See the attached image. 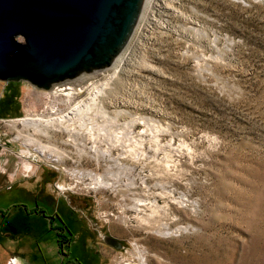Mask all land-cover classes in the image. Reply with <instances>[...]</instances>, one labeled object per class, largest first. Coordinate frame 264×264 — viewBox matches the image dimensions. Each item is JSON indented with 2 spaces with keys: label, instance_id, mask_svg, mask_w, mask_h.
Instances as JSON below:
<instances>
[{
  "label": "rangeland",
  "instance_id": "obj_1",
  "mask_svg": "<svg viewBox=\"0 0 264 264\" xmlns=\"http://www.w3.org/2000/svg\"><path fill=\"white\" fill-rule=\"evenodd\" d=\"M126 53L102 98L117 119L99 123L120 140L130 131L131 152L117 144L111 151L124 155L130 173L122 180H133L130 189L96 191L87 187L89 179L77 185L66 170L104 174L111 163L97 164L92 152L80 160L62 143L65 132L53 143L72 159H42L17 139L21 125L11 126L48 113L57 88L81 90L77 101L86 99L116 62L48 89L0 81V245L18 239L14 251L31 264H77L72 256L63 259L49 223L55 218L52 228H58L61 199L85 221L87 246L99 264H139L136 246L147 250V264H264V0H145ZM7 102L16 108L7 111ZM25 161L34 173L23 169ZM138 198L168 205L164 223L186 230L152 233L131 209ZM21 215L29 230L19 225ZM107 237L122 247L106 244ZM6 249L3 244L0 264H23L16 256L2 258Z\"/></svg>",
  "mask_w": 264,
  "mask_h": 264
},
{
  "label": "water",
  "instance_id": "obj_2",
  "mask_svg": "<svg viewBox=\"0 0 264 264\" xmlns=\"http://www.w3.org/2000/svg\"><path fill=\"white\" fill-rule=\"evenodd\" d=\"M144 2L0 0V81L48 89L111 67L129 44Z\"/></svg>",
  "mask_w": 264,
  "mask_h": 264
},
{
  "label": "bare ground",
  "instance_id": "obj_3",
  "mask_svg": "<svg viewBox=\"0 0 264 264\" xmlns=\"http://www.w3.org/2000/svg\"><path fill=\"white\" fill-rule=\"evenodd\" d=\"M122 53L115 59L116 66L113 74L109 75L104 82L91 87L86 99L77 101V96L81 90H76L73 87L57 88L50 95L52 98L48 113L35 117H25L11 122V126L16 128V130L21 125L17 139H21L26 147L34 148L41 158L53 161L54 163H62L66 159H72L71 152H67L53 143L55 141L53 137H55L57 132H65L68 134V140L62 143L71 145L80 160L83 155L91 157L92 152V158L97 164L101 161L110 162L111 164L106 166L104 174L76 168L66 170L72 178L76 179L77 185L84 182L85 179H89L91 182L87 187L96 191L101 189L121 191L124 186L126 189H130L134 185L132 183L133 180L131 181L129 178L126 183L122 180V178H127L128 173H130L128 168H125L122 163L121 159L124 158V155L122 154L115 158L112 157L111 153L112 148L116 144L121 147L123 152H131L130 146L125 141L127 139L131 140L129 138L130 131L125 133V140H120L119 137L116 138L118 132L112 133L110 131L111 128L105 129V123L102 122V125L99 123L104 120L106 123H112L117 119V116L111 117L105 110L102 98H104L105 92L111 87L112 81L118 76L125 63L127 53ZM65 90H69V92ZM61 105L63 106L62 109L60 108ZM117 115L119 114L117 113ZM127 125L124 126L125 130H128ZM43 137L46 138V143H44ZM102 147L108 149L103 150ZM1 167L2 165H0ZM114 169H116V173L112 171ZM174 202L181 204L180 201L175 200ZM122 206L126 207L125 205ZM167 207L168 205L165 207L159 206L155 199L148 201V199L138 198L133 200L131 209L135 211L137 221L144 226H150L152 233L163 237H170L179 234L186 230V228L178 227L173 231L168 223H164L168 222L166 220L168 217ZM173 221L172 219L169 222ZM136 250V258L139 264H147V250L141 249L138 246H136ZM154 256L157 257L156 255Z\"/></svg>",
  "mask_w": 264,
  "mask_h": 264
},
{
  "label": "trees",
  "instance_id": "obj_4",
  "mask_svg": "<svg viewBox=\"0 0 264 264\" xmlns=\"http://www.w3.org/2000/svg\"><path fill=\"white\" fill-rule=\"evenodd\" d=\"M44 212H41V215H43ZM27 216V215H26ZM26 219H28L27 217L25 218V216H21L19 217V220H21V222H19V225L22 224V226H25L26 229H30L29 225H27L26 223ZM51 221H54V219L51 218ZM50 226H51V231L57 233V245L59 248V252L61 254H64L65 252H69L70 254H66L67 257L72 256L75 259V262H77V264H80V261H83L84 264H95L97 262L96 257L92 256L91 254H85V239L87 237V235L83 234L82 229H79L75 227L74 229V222L71 223V221L69 222L68 220V226L66 225L65 222H62L60 220L58 228H56V230H54L52 228L54 222H49ZM61 224V225H60ZM65 231L68 233V235L70 237H77L78 235L80 236L78 241H75L72 243V241L70 240V238H68L65 235ZM62 232V233H59ZM72 252V253H71ZM69 255V256H68ZM70 258V257H69Z\"/></svg>",
  "mask_w": 264,
  "mask_h": 264
},
{
  "label": "flooded vegetation",
  "instance_id": "obj_5",
  "mask_svg": "<svg viewBox=\"0 0 264 264\" xmlns=\"http://www.w3.org/2000/svg\"><path fill=\"white\" fill-rule=\"evenodd\" d=\"M5 108L4 109H7V111L9 110H14L16 108V105L14 104V102H7V104L4 106ZM44 159V158H42ZM23 169H25L26 171L28 172H33L34 173V167L31 163L29 162H26L23 163ZM18 171V170H17ZM46 213L44 212L43 216L45 215ZM49 218V217H48ZM52 217H50V220H51ZM69 218V219H68ZM55 220V218H52ZM75 220L76 222L79 223L80 225V229H82V233L85 235H87L86 239H85V254H91L92 256L96 257L97 259V262L95 264H99L100 263V260H99V257H98V254L95 253V251H91L89 250L90 248L87 246V241H88V236L90 235V230L88 229L87 225L85 224V221L83 220V218L79 215H77V210H76V207L75 206H72V204L70 202H64L60 199L59 203H58V206H57V211H56V220H58L60 222V220L62 222H67L68 223V220ZM49 220V221H50ZM52 222V221H50ZM54 222V221H53ZM66 223V225L68 226V224ZM61 225V224H60ZM17 225H15L16 227ZM20 227V226H18ZM56 233V231L54 232ZM65 235L70 238V236L68 235V233L65 231ZM80 236L78 235L77 236V241L79 240ZM106 239H107V242H106ZM104 241L106 242V244L110 245V246H113L116 248V246L118 245V241H116L115 239L113 238H106ZM73 243V241H72ZM120 244V243H119ZM121 245V244H120ZM122 247V245H121ZM60 253V252H59ZM72 253V252H71ZM61 254V253H60ZM66 254H70L69 252H65L64 254H61L63 256V259H66L67 255ZM69 256V255H68ZM70 257V256H69ZM68 257V258H69ZM18 259V258H17ZM80 264H84L83 261H80L79 262ZM66 264V263H64Z\"/></svg>",
  "mask_w": 264,
  "mask_h": 264
},
{
  "label": "crops",
  "instance_id": "obj_6",
  "mask_svg": "<svg viewBox=\"0 0 264 264\" xmlns=\"http://www.w3.org/2000/svg\"><path fill=\"white\" fill-rule=\"evenodd\" d=\"M0 169L3 170V168L1 167ZM23 215V214H22ZM21 215V216H22ZM18 239L13 241V240H9V238L7 237V239L5 240V242H3V240L1 241L2 244L0 245V249H2L3 247V244L6 245L7 249L3 252L4 254H2V258H18L20 260H23L21 261V263L23 264H31L30 260L27 259L26 256H24L22 253L18 252V251H14V245H16L18 243ZM15 243V244H14ZM23 256V257H22Z\"/></svg>",
  "mask_w": 264,
  "mask_h": 264
},
{
  "label": "built area",
  "instance_id": "obj_7",
  "mask_svg": "<svg viewBox=\"0 0 264 264\" xmlns=\"http://www.w3.org/2000/svg\"><path fill=\"white\" fill-rule=\"evenodd\" d=\"M11 264H14L13 261H11Z\"/></svg>",
  "mask_w": 264,
  "mask_h": 264
}]
</instances>
